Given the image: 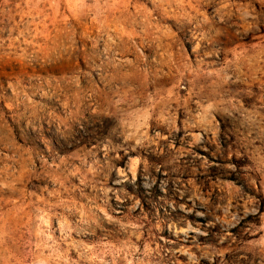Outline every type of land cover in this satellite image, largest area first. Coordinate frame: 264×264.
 Here are the masks:
<instances>
[{
    "label": "rangeland",
    "instance_id": "374dc122",
    "mask_svg": "<svg viewBox=\"0 0 264 264\" xmlns=\"http://www.w3.org/2000/svg\"><path fill=\"white\" fill-rule=\"evenodd\" d=\"M0 264H264V0H0Z\"/></svg>",
    "mask_w": 264,
    "mask_h": 264
}]
</instances>
